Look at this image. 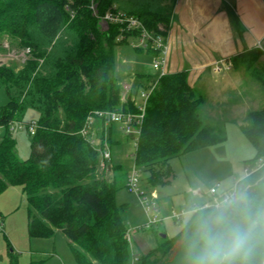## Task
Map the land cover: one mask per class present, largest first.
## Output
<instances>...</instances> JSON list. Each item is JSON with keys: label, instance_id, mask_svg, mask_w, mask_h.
<instances>
[{"label": "trees", "instance_id": "16d2710c", "mask_svg": "<svg viewBox=\"0 0 264 264\" xmlns=\"http://www.w3.org/2000/svg\"><path fill=\"white\" fill-rule=\"evenodd\" d=\"M174 2L96 0L94 15L88 0H0V36L27 51L20 68L0 65V88L8 95L0 106V127L6 129L0 141V196L9 187L20 188L28 237L49 239L60 231L76 264L133 262L123 208L115 201L127 180L120 182L119 166L98 174L100 151L92 133L95 129L104 143L113 144L109 125L98 114L139 110L129 95L121 101L115 77L114 47L127 42L116 41L118 25L104 26L99 17L116 5L138 18L147 31L167 35ZM234 24L241 36L237 19ZM262 56L264 51L252 48L228 61L264 88ZM202 105L186 71L159 77L146 101L133 155L135 169L146 173L149 184L169 181L172 158L225 141L220 127L203 121ZM27 110L37 112L38 119L30 155L19 160L9 127ZM244 122L240 129L254 148L253 161L264 159V108L249 111ZM239 185L259 204L264 199V169ZM182 235L183 231L171 239L158 237L157 247L141 255L140 264H170L173 245Z\"/></svg>", "mask_w": 264, "mask_h": 264}, {"label": "rangeland", "instance_id": "374dc122", "mask_svg": "<svg viewBox=\"0 0 264 264\" xmlns=\"http://www.w3.org/2000/svg\"><path fill=\"white\" fill-rule=\"evenodd\" d=\"M161 1L164 3L171 2V0ZM26 52L19 50L6 37L0 36V65L13 64L16 68H20L25 60ZM114 59L115 77L122 92L123 87L129 85L132 89V93L130 91L131 99L136 106H140L142 103L140 94L147 92L149 83L157 81L161 76L160 72L152 67L153 56L146 51H138L130 44L124 43L114 47ZM261 60H264V56ZM210 73L209 70L204 81L206 94L201 115L205 123L220 127L224 131L225 141L209 148L190 151L183 156L172 158L169 161L173 173L169 180L171 183L167 181L161 185H151L148 183L146 173L138 171L137 187L142 191L144 197L149 201L154 200L156 203L157 199L164 198L169 202V205L173 206L175 211L188 210L197 197L201 198V202H207L209 191L212 188L231 190L235 183L244 178L245 169H248L249 172L254 170V163L257 161H253L255 157L254 148L240 129V124L246 123L241 122V115H243L241 112L244 109L256 111L264 108V88L242 70L231 72L232 79L228 81V85L215 88L212 83L214 78L224 74L220 73V75L212 77ZM146 77L150 78V82L144 83ZM237 88L241 89L240 97L236 94ZM7 101L8 95L5 89L0 88V106L5 105ZM215 101H219V104H216ZM233 104L237 107L232 108ZM37 119V112L28 110L20 122L12 123L9 127L10 134L16 144V155L19 160H26L30 155L31 135L27 126L33 122L36 123ZM117 127L116 132L119 137L117 143L109 144L108 141L104 143L95 129L92 137L93 144L100 153L104 148L109 150L111 154V160L105 161V167L103 169L98 167V174L101 176L107 167L119 166L121 172L118 176L120 182H123L125 176H129L135 170L133 155L136 149L135 140L137 136L133 133L126 135L120 126ZM109 130L111 131V127ZM5 134L6 129L0 127V141ZM99 158L102 162L101 154ZM188 188L197 191V193L188 190ZM12 190H19V192ZM1 196L0 205L3 204L12 210L8 213L3 212V217L1 216L4 222L3 227L5 226V219L8 220V223L0 229V264H60L52 256L43 257L44 253L51 252H55L64 264H76L70 253L68 241L61 234L49 239H31L28 237L25 228L27 207L25 196L20 192V189H9L4 191ZM115 201L118 207L123 208L121 210L123 221L130 234L133 247L139 251L140 257L143 251L153 246L156 237L161 234L177 236L184 229L186 215L179 223L165 219L153 231L146 229L147 218L143 207L135 193L126 187L117 191ZM159 217L162 219L160 212ZM13 242L14 244H12ZM28 250L33 252L31 257L26 255V252H21ZM6 255L8 259H6ZM169 261L170 264H182V242L174 249ZM132 264H140L139 258L133 260Z\"/></svg>", "mask_w": 264, "mask_h": 264}, {"label": "crops", "instance_id": "0c3cea01", "mask_svg": "<svg viewBox=\"0 0 264 264\" xmlns=\"http://www.w3.org/2000/svg\"><path fill=\"white\" fill-rule=\"evenodd\" d=\"M235 19L238 20L243 29L241 36L237 34L234 24ZM167 37L169 50L167 54L165 73L170 74L186 71L189 84L198 93H200L204 100L206 94V85L204 81L206 80L205 77L208 76L207 74L209 73V70L211 71L210 75L212 74V77L215 75H220V73L213 71V64L220 60L231 59L244 50L259 48L264 51V0H175L170 17ZM237 70L245 71L243 68H232L229 71L221 72L224 75L214 78L212 82L215 85V88H220L221 85L226 86L225 84L228 85V81L232 79L231 72ZM245 73L247 74L246 71ZM147 81L150 82L149 77L145 78L144 83H148ZM125 87H129L132 93L131 87L129 85H125L123 87V92L121 90V101L126 97V93L124 92ZM236 91L238 96L242 94L241 89L237 88ZM131 93H129L130 97ZM217 103L219 104V101H217L216 104ZM247 104L249 105V103ZM236 107L237 106L235 104L232 105V108ZM249 111V109H244V111L241 112L243 113V115H241V122L245 121L246 115ZM110 125L112 126H108L109 128L111 127L109 137L110 141L114 144L117 143L119 138L116 131L118 129L117 126L120 125ZM241 125L242 123L240 126ZM110 167H108V169H110ZM127 177L128 176L126 175V180ZM169 182L171 183V181ZM9 189L20 188L9 187L5 191ZM188 190L192 189L188 188ZM12 191L19 192V190ZM192 192L197 193V191L194 190H192ZM156 201L158 203L159 212L162 216V221L160 223L162 224L165 219H171V213L176 211L173 209L172 205H169V202L166 199L160 198ZM11 210H9L3 204L0 205V216L3 217V212L8 213ZM6 223H8L7 219H5V226ZM25 228L27 233V215ZM57 234H61L60 231L56 230L54 236ZM173 236L161 234L159 237L171 239ZM128 238L133 257L136 259L140 258L139 251L133 247L134 245L130 239L129 232ZM177 240L179 241L173 245L172 252L177 247V245L181 243L182 237ZM158 241V237H156L153 242V246L143 251L142 255L154 250L157 247ZM12 244H14V242ZM21 252H26V255L29 257L33 255V252L30 250ZM172 252L169 255V260L172 256ZM43 255V257L52 256L58 260L60 264H64L62 259L55 252L44 253ZM6 259H8L7 255Z\"/></svg>", "mask_w": 264, "mask_h": 264}, {"label": "clouds", "instance_id": "9594fccd", "mask_svg": "<svg viewBox=\"0 0 264 264\" xmlns=\"http://www.w3.org/2000/svg\"><path fill=\"white\" fill-rule=\"evenodd\" d=\"M208 195L186 213L182 264H264V199L256 204L245 188Z\"/></svg>", "mask_w": 264, "mask_h": 264}, {"label": "built area", "instance_id": "2783aa9c", "mask_svg": "<svg viewBox=\"0 0 264 264\" xmlns=\"http://www.w3.org/2000/svg\"><path fill=\"white\" fill-rule=\"evenodd\" d=\"M71 1L72 0H67L68 3H70ZM88 1H89V8L91 9L92 13L96 15L97 14L96 0H88ZM65 10L69 12L71 17L73 16L71 10L68 7V4L65 5ZM99 20L104 26H108L109 24L119 26V34L116 37L117 42L125 40L135 49H142L144 51L148 49H152L156 51L157 54L153 56L152 67L154 70L159 71L160 75L165 74V68L167 64V54L169 50L167 35L147 31L144 25L142 24V22L138 18L126 15L125 13L120 11L116 5H112L110 8H108L106 12L101 17H99ZM126 34L128 35L125 36ZM212 69L216 73H221L231 70L232 65L228 60H220L215 64H213ZM156 82L157 81L151 82L148 86V91L142 92L140 94L142 103L140 106H137L139 110L138 114H132L129 112H122V111H112V112L100 113L98 115L102 116L105 119L106 124H119L121 126V129L126 135L133 133L136 134V136H138L139 129L144 116L146 101L151 91L154 89ZM124 92H126V97H127L130 93L129 87H125ZM126 97L124 98L123 102L126 101L127 99ZM27 129L29 134L33 135L36 129V123L33 122L29 124L27 126ZM87 132L88 130L85 129L83 131V134L87 135ZM136 141H137V137L135 140V146H136ZM100 154L102 156V162L99 163V167L103 169L105 167V161L110 160V152L109 150L103 148ZM254 165L255 168L253 171L249 172L248 169L244 170V178L250 176L252 173L260 169H264V159H258L254 163ZM137 184H138V171L135 169L127 177L126 188L129 191L135 193L139 198V201L143 207L144 213L147 218V224L145 225V228L153 230L162 221V219H160L159 217V210L157 203L154 200L153 201L147 200L144 197L142 191L138 189ZM216 187H218V185H216ZM233 188H240L239 182L235 183L232 189ZM213 190H216V188L210 189V191ZM186 213L187 210H179L176 212H172L170 218L174 222L178 223L184 218ZM2 227H3V219L0 216V229ZM133 260H136V258L133 257Z\"/></svg>", "mask_w": 264, "mask_h": 264}]
</instances>
